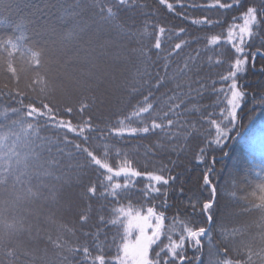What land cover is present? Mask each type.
I'll list each match as a JSON object with an SVG mask.
<instances>
[{
    "label": "trees",
    "instance_id": "16d2710c",
    "mask_svg": "<svg viewBox=\"0 0 264 264\" xmlns=\"http://www.w3.org/2000/svg\"><path fill=\"white\" fill-rule=\"evenodd\" d=\"M250 49L264 0H0V264H264Z\"/></svg>",
    "mask_w": 264,
    "mask_h": 264
},
{
    "label": "rangeland",
    "instance_id": "374dc122",
    "mask_svg": "<svg viewBox=\"0 0 264 264\" xmlns=\"http://www.w3.org/2000/svg\"><path fill=\"white\" fill-rule=\"evenodd\" d=\"M150 228V221L147 218L139 219V236H137L136 240L126 248V253L130 257L131 264H147L150 245L158 235L157 229H153V231L150 232ZM201 233L197 232L193 235L194 243H197V239Z\"/></svg>",
    "mask_w": 264,
    "mask_h": 264
},
{
    "label": "snow or ice",
    "instance_id": "6c2138e0",
    "mask_svg": "<svg viewBox=\"0 0 264 264\" xmlns=\"http://www.w3.org/2000/svg\"><path fill=\"white\" fill-rule=\"evenodd\" d=\"M244 0H241V3H243ZM251 6V5H249ZM232 7H240V4H235L232 5ZM245 11H247V8L244 9ZM258 17L256 15L253 16L252 18V24L249 25V30L252 28V25L255 22V19H257ZM258 31V29H257ZM257 39H259V36H257ZM249 44H251V41H249ZM248 57L249 59L245 60V64H254L255 63V58L256 57H260V56H264V49H261L260 51H255L253 49H250V51L248 52ZM261 70H264V65H261ZM213 191H215V189L213 188ZM215 206V201L212 200L210 201V207H209V216L211 215V208Z\"/></svg>",
    "mask_w": 264,
    "mask_h": 264
}]
</instances>
